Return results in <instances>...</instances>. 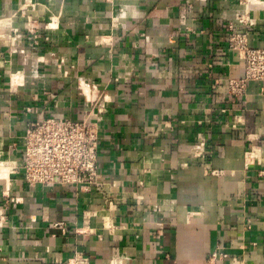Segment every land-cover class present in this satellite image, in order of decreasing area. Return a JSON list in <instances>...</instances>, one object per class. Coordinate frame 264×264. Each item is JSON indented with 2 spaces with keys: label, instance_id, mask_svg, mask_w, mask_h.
Masks as SVG:
<instances>
[{
  "label": "crops",
  "instance_id": "1",
  "mask_svg": "<svg viewBox=\"0 0 264 264\" xmlns=\"http://www.w3.org/2000/svg\"><path fill=\"white\" fill-rule=\"evenodd\" d=\"M25 1L38 4L37 23L20 14ZM238 1L0 0V161L11 167L0 264H61L75 252L92 264H264V81L235 101L225 92L243 74L227 42ZM247 14L236 29L264 47V0ZM82 81L103 105L100 183L32 191L16 172L26 126L81 117Z\"/></svg>",
  "mask_w": 264,
  "mask_h": 264
},
{
  "label": "built area",
  "instance_id": "2",
  "mask_svg": "<svg viewBox=\"0 0 264 264\" xmlns=\"http://www.w3.org/2000/svg\"><path fill=\"white\" fill-rule=\"evenodd\" d=\"M250 1L252 0L238 1V4L243 5V9L236 12L234 21L227 26L228 48L237 54L243 65V74L238 77H228L225 84V92L233 101L245 93L248 82L264 81V47L250 45L247 31L236 29L239 25L245 27L250 21L247 16ZM37 5L35 2L25 1L21 5L20 14L26 19L30 16L37 18L36 12H33ZM29 31L33 32L31 28ZM34 44H37L36 40H34ZM19 51L25 53L24 49H19ZM37 59L43 64L46 62L41 56H37ZM62 63L63 58H58L57 65ZM79 94L87 103L81 117L70 118L57 114L37 116L26 126L23 135L21 163L16 167V172L21 171L22 181L32 191H37L40 186L56 183L65 187H84V189H89L100 183L97 160L100 121L103 112L102 100L93 96L91 89L84 81L79 83ZM193 151L199 156L204 155V150L200 145L193 146ZM12 182L17 184L19 179H12ZM4 217L5 209L1 208V225L6 222ZM86 222L88 221H85V225L88 227ZM51 227L59 229L63 233L67 228L64 221H53ZM87 227L82 230L77 228L76 231L87 232ZM228 256L225 251L211 253L213 259L228 258ZM60 263L92 264L88 257L80 252H75L66 261H60ZM112 263L121 264L119 259H114ZM228 264L243 263L240 258L232 257Z\"/></svg>",
  "mask_w": 264,
  "mask_h": 264
},
{
  "label": "bare ground",
  "instance_id": "3",
  "mask_svg": "<svg viewBox=\"0 0 264 264\" xmlns=\"http://www.w3.org/2000/svg\"><path fill=\"white\" fill-rule=\"evenodd\" d=\"M54 19H55V15H54ZM52 23H55V22L53 21ZM24 74H25L24 70H22L21 72H20V70H16V71L12 72V76L14 77L16 84L24 82V79H25ZM84 87L87 89L86 86H84ZM10 169H11V167L5 165V163L3 161H0V185H5L6 187L9 186L10 180L8 177V171ZM207 189H209V188H207Z\"/></svg>",
  "mask_w": 264,
  "mask_h": 264
},
{
  "label": "rangeland",
  "instance_id": "4",
  "mask_svg": "<svg viewBox=\"0 0 264 264\" xmlns=\"http://www.w3.org/2000/svg\"><path fill=\"white\" fill-rule=\"evenodd\" d=\"M113 17H114V15H113ZM26 20L30 21L31 23H37L38 22V17L36 18V17L30 16V18H28Z\"/></svg>",
  "mask_w": 264,
  "mask_h": 264
}]
</instances>
